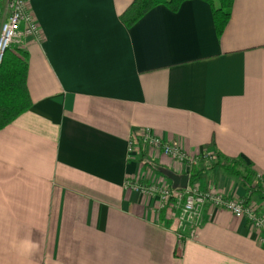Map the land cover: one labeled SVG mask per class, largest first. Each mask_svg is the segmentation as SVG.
Wrapping results in <instances>:
<instances>
[{"label":"crops","instance_id":"0c3cea01","mask_svg":"<svg viewBox=\"0 0 264 264\" xmlns=\"http://www.w3.org/2000/svg\"><path fill=\"white\" fill-rule=\"evenodd\" d=\"M133 1L30 0L42 36L18 45L33 106L0 130V264H264L244 218L208 205L179 247L177 221L126 186L172 184L165 168L264 214L245 168H224L264 175V0H234L221 35L204 0L128 27ZM145 128L221 164L177 163L141 141Z\"/></svg>","mask_w":264,"mask_h":264},{"label":"built area","instance_id":"2783aa9c","mask_svg":"<svg viewBox=\"0 0 264 264\" xmlns=\"http://www.w3.org/2000/svg\"><path fill=\"white\" fill-rule=\"evenodd\" d=\"M40 25L33 14L30 0H6L3 10V20L0 26V64L7 50L12 45H22L29 37L41 39ZM141 141L167 155L171 160L192 167L202 160L218 162L219 156L213 153L189 155L181 146L168 142L156 134L151 128H145L139 133ZM136 139L130 141V146L136 145ZM253 186L264 189V175L256 174ZM126 186L133 191L157 199L156 213L167 215L177 221L175 232L179 247L188 239L197 236V230L203 221V210L210 205L218 210L231 212L234 216L244 218L261 232V243L264 245V214L259 208L245 199L226 196L218 190H204L197 185H188L186 189H173L172 184L158 181H145L131 178Z\"/></svg>","mask_w":264,"mask_h":264},{"label":"trees","instance_id":"16d2710c","mask_svg":"<svg viewBox=\"0 0 264 264\" xmlns=\"http://www.w3.org/2000/svg\"><path fill=\"white\" fill-rule=\"evenodd\" d=\"M187 0H134L121 15L122 21L128 26H134L141 18L158 5H165L172 11H178ZM212 9L218 35H221L232 14L234 0H204ZM29 53L18 45H12L6 52L0 64V130L8 127L20 115L30 110L33 100L28 86ZM242 160H230L224 168L235 175H239L238 167H244L247 173V188L252 195L256 191H264L261 187H254L252 180L256 173L245 165ZM221 164L218 161L215 165ZM249 202L250 199H245Z\"/></svg>","mask_w":264,"mask_h":264},{"label":"water","instance_id":"95a60500","mask_svg":"<svg viewBox=\"0 0 264 264\" xmlns=\"http://www.w3.org/2000/svg\"><path fill=\"white\" fill-rule=\"evenodd\" d=\"M160 171L172 182L173 189L183 190L188 187L191 179L189 174H178L165 168L161 169Z\"/></svg>","mask_w":264,"mask_h":264}]
</instances>
